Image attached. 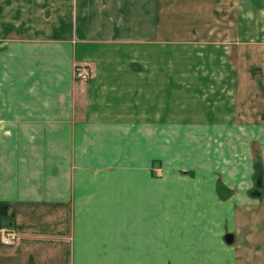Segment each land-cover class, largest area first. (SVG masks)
<instances>
[{"label": "crops", "instance_id": "0c3cea01", "mask_svg": "<svg viewBox=\"0 0 264 264\" xmlns=\"http://www.w3.org/2000/svg\"><path fill=\"white\" fill-rule=\"evenodd\" d=\"M27 2L0 0V227L16 235L0 264L181 261L183 230L190 243L255 202L240 165L246 135L264 146L245 107L261 81L244 54L264 41V0ZM198 164L205 194L182 189Z\"/></svg>", "mask_w": 264, "mask_h": 264}, {"label": "rangeland", "instance_id": "374dc122", "mask_svg": "<svg viewBox=\"0 0 264 264\" xmlns=\"http://www.w3.org/2000/svg\"><path fill=\"white\" fill-rule=\"evenodd\" d=\"M20 1L22 11L23 13H25V8L28 9L31 2H27V5L25 3V5H22L23 0ZM44 1L45 0H38L37 6H39ZM33 3L34 2H32V5ZM33 6H35V4ZM1 24L2 23H0V27L3 29V36H6V34L11 31V27L1 26ZM254 46L255 45H253V47L249 48L245 52L244 59L246 67H248V70L246 72L250 73V78L261 81L259 83V88L261 90V102L255 101V95H258V93L256 92L255 94L251 90V88L248 87L246 92L245 107L249 111H253V108L258 111V114L261 118V126L264 127V41L260 42L259 45H256L257 49H254ZM252 136L254 135H246L247 140L245 145L246 151L248 152V157L245 161V164L240 165V174L248 177L249 173L252 174L253 172V185L246 194L250 195V191L256 188L260 193L259 196L247 197V202L251 203L252 200L255 202H253L252 205H247L245 209L243 208L239 210L237 207H234L232 213L230 212L228 214H217L214 219L217 220L218 225H223V228H216L213 230L207 229V235L204 231V234L206 236L203 235L202 232H197L195 233V235L197 234L196 237L193 238L192 236L189 243V236L187 234V231L183 230L181 233L182 244L175 247V252H177L178 254L177 256H181L182 260L176 262L168 261L167 264H264V210L261 206V200L264 197L262 173V169H264V146H260L259 141H250V137ZM257 136L262 138L261 135ZM219 145L221 146V144ZM227 146H230L229 149L231 150V144L227 143ZM261 150L263 151V155L261 153ZM221 151L222 149L219 150L220 154L222 153ZM250 152L252 155L251 157L249 155ZM251 162L253 164H259V167L261 169V174L258 178V180H260L259 186H255L257 177H255L254 168L252 169V166L250 165ZM213 167L214 172L217 174V177H220L221 174L219 173L221 172V166L219 167L215 164ZM181 171L183 190H188L190 189V187H192V189L194 190L195 185L197 184V188L199 190L198 194H205L203 190L206 188V178L208 175L205 172L204 164H198L192 168L183 166ZM190 178L194 180H191ZM219 184L222 186V194L227 195L229 193L228 195H230L231 187L226 186L224 183L221 184L220 181ZM198 199L205 200L204 196L199 197ZM256 199L258 200V202H256ZM227 232L233 235V241L231 244H226L223 241V235ZM172 251V247H167V254H172ZM205 254H209L210 256L208 258L211 259L203 260ZM225 261H227V263Z\"/></svg>", "mask_w": 264, "mask_h": 264}, {"label": "built area", "instance_id": "2783aa9c", "mask_svg": "<svg viewBox=\"0 0 264 264\" xmlns=\"http://www.w3.org/2000/svg\"><path fill=\"white\" fill-rule=\"evenodd\" d=\"M73 77L77 80H87L91 74V71L86 69L82 64H75L73 66ZM16 239V235L13 231L6 229L4 227H0V243L2 244H10L14 242Z\"/></svg>", "mask_w": 264, "mask_h": 264}, {"label": "water", "instance_id": "95a60500", "mask_svg": "<svg viewBox=\"0 0 264 264\" xmlns=\"http://www.w3.org/2000/svg\"><path fill=\"white\" fill-rule=\"evenodd\" d=\"M260 185V180H256L255 181V186H259ZM250 194L252 195V196H259V191L256 189V188H254V189H252L251 191H250ZM223 241L226 243V244H231L232 243V241H233V235L231 234V233H229V232H227V233H225L224 235H223Z\"/></svg>", "mask_w": 264, "mask_h": 264}, {"label": "trees", "instance_id": "16d2710c", "mask_svg": "<svg viewBox=\"0 0 264 264\" xmlns=\"http://www.w3.org/2000/svg\"><path fill=\"white\" fill-rule=\"evenodd\" d=\"M253 168H254V171H255V177H257V179H258L260 174H261V169L259 167V164L254 163L253 164Z\"/></svg>", "mask_w": 264, "mask_h": 264}]
</instances>
